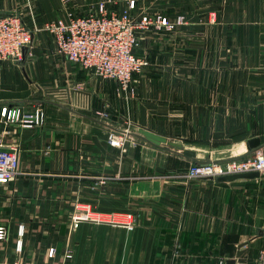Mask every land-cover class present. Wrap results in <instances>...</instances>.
I'll use <instances>...</instances> for the list:
<instances>
[{"label":"crops","instance_id":"0c3cea01","mask_svg":"<svg viewBox=\"0 0 264 264\" xmlns=\"http://www.w3.org/2000/svg\"><path fill=\"white\" fill-rule=\"evenodd\" d=\"M128 1L0 0V17L18 14L39 28L100 2L120 13ZM130 15H181L184 23L136 32L134 54L146 65L127 93L60 56L45 31L33 34L21 60L0 61V112L17 106L43 115L27 128L0 122V144L19 147L20 172L0 184V264H256L264 176L189 180L185 173L239 159L251 138L264 143V0H134ZM126 120L135 143L110 146L108 136L122 135ZM139 129L194 157L148 142ZM76 201L134 212L136 224L73 228Z\"/></svg>","mask_w":264,"mask_h":264},{"label":"built area","instance_id":"2783aa9c","mask_svg":"<svg viewBox=\"0 0 264 264\" xmlns=\"http://www.w3.org/2000/svg\"><path fill=\"white\" fill-rule=\"evenodd\" d=\"M132 9L134 0H129L127 8L120 13H108L105 3L100 2L86 15L68 12L65 24L47 23L43 27L33 26L31 29L18 14L0 17V61L21 60L23 49L31 44L33 34L45 31L52 36L56 52L60 56L78 65L83 71L91 72L103 79L114 80L118 92L127 93L131 91L133 73L140 72L146 65L143 58L134 54L138 46L136 32L149 27L171 31L184 23V16L181 15L172 21L160 15L135 19L130 15ZM105 108L108 110V107ZM42 120L43 115L39 108L26 110L17 106L3 107L0 112V122L24 128L39 125ZM125 125L126 130L122 135L110 133L107 138L110 146L121 147L129 140L131 123L126 120ZM129 141L135 143L134 140ZM18 152L17 144H0V184L12 181L20 174L17 168ZM248 172H257L264 176L262 152L256 151L243 160L230 159L225 162L194 164L187 169L185 177L189 180H214ZM136 217L134 212H102L94 210L89 204L76 201L70 225L76 228L81 222H86L131 231L136 224ZM4 234V229L0 227V239ZM17 234L22 237V225L18 226ZM16 250H21L20 239L16 242ZM50 252L52 254V249ZM256 264H264V245L258 253Z\"/></svg>","mask_w":264,"mask_h":264},{"label":"water","instance_id":"95a60500","mask_svg":"<svg viewBox=\"0 0 264 264\" xmlns=\"http://www.w3.org/2000/svg\"><path fill=\"white\" fill-rule=\"evenodd\" d=\"M139 135L144 137L148 142L155 144V145H160V144H165L169 147H172L176 150L181 151L184 157L187 158H193L194 153L188 150H185L182 145L173 143L171 141H167L164 137L158 136L150 131L144 130V129H139L138 131ZM246 148L248 153L242 157L239 158V160L246 159L248 157L249 152L261 149L262 153L264 154V143H261L259 138H251L247 141L246 143ZM259 174L257 172H248V173H243V174H237V175H230V176H225L219 178L220 180L223 181H233L236 179H253L258 177ZM231 264H234V260L230 261Z\"/></svg>","mask_w":264,"mask_h":264}]
</instances>
